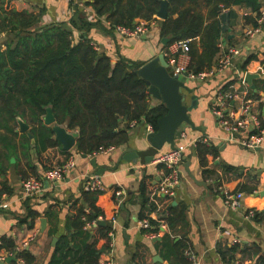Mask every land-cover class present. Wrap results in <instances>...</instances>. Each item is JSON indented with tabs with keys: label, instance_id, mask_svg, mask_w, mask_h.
Returning <instances> with one entry per match:
<instances>
[{
	"label": "trees",
	"instance_id": "obj_1",
	"mask_svg": "<svg viewBox=\"0 0 264 264\" xmlns=\"http://www.w3.org/2000/svg\"><path fill=\"white\" fill-rule=\"evenodd\" d=\"M79 2L91 8L95 15L92 21L78 7ZM70 5L74 8V17L67 23H55L47 20L44 8L37 12L18 10L12 0H0L1 178L12 166L10 158L19 159V151L25 159V168L17 169L21 180L41 178L45 171L63 165L70 158V152L62 151L54 139L51 127L44 125L47 108L52 110L57 125L78 133L74 152L82 157L125 146L133 122H144L153 132L157 131V121L167 110L162 104L149 109L148 87L134 74L145 62H134L120 55L113 58L99 51L88 37L90 29L99 23L96 18L108 22L110 30L117 26L131 29L137 20L155 23L162 51L177 41L189 40L188 69L199 74L214 65L220 53L218 44L228 31L227 21L235 16L233 8L252 11L254 16L243 18L245 24L252 27H257L260 9L259 0H171L167 18L157 20L161 0H71ZM163 38L169 39L165 46L161 44ZM230 85L223 89L227 90ZM261 119L264 127V119ZM18 120L29 126L32 139L20 134ZM122 124L124 128L120 127ZM32 150L35 161L30 154ZM195 153L203 167L207 165V156L215 159L218 155L215 146L206 144L197 145ZM13 166L17 168L18 164ZM250 178L253 180L246 179L238 192L251 194L256 191L259 178ZM149 181L145 177L139 185L143 205L148 203V194L155 189ZM0 185L4 193L10 192L4 181ZM120 197L121 189L117 187L108 192L83 191L71 203L69 217L72 237L80 238V242L70 246L66 238L61 239L49 264H99L100 251H108L110 247L109 233L114 232L111 221ZM159 201V208L150 205V210L158 211L162 216L160 220L171 230L186 224L184 205L172 206L167 197H159ZM251 210L255 213L254 220L259 222L260 214ZM36 216L29 211L26 219L33 221ZM26 219L22 222H27ZM148 220L150 228L144 233L155 234L159 221ZM92 221L98 226L91 233L85 231V226ZM101 221L104 225H99ZM161 244L165 250L163 257L174 264H188L185 251L190 246L187 240L165 236ZM16 249L12 240H0V250L12 253L24 264H36L28 251ZM245 249L235 245L226 252L245 254L248 251ZM249 251L257 258L255 264H264V254L259 248ZM145 256V250L137 247L132 264H146Z\"/></svg>",
	"mask_w": 264,
	"mask_h": 264
},
{
	"label": "crops",
	"instance_id": "obj_2",
	"mask_svg": "<svg viewBox=\"0 0 264 264\" xmlns=\"http://www.w3.org/2000/svg\"><path fill=\"white\" fill-rule=\"evenodd\" d=\"M70 2L71 0H12V5L18 10L33 12L44 8L48 21L67 23L74 17V8ZM259 3L260 8L264 9V0H259ZM78 7L83 11L87 9L85 14L89 21L94 19L95 15L90 7ZM233 11L235 16L227 21L228 31L222 40H225L226 45L239 47L241 56L228 71L202 84H191L196 89L198 104L190 113V118L199 130L184 127L185 142L200 136L206 137L210 141L209 145L216 147L218 155L215 159L207 156V165L203 167L195 149L188 148L185 152L181 166V186L176 196L171 199L172 206L186 207L184 226L171 230L166 222L160 220L162 216L158 211L150 210V205L159 208V198L153 195L155 189L148 194V203L143 205L139 193L141 180L147 177L150 186L156 188L159 176L153 161L160 152L169 148L164 146L161 151L152 148L145 137L153 130L144 122H135L129 126L128 143L123 147L93 157L77 155L74 149L69 151L74 160L73 167L56 186L44 182V191L39 195H24L17 169L25 168V159L21 157L20 151L18 160L11 157L9 163L12 166L8 168L4 178L0 177V182L4 181L10 191L6 199L8 208L0 209V240H12L18 250L28 251L36 264H49L57 244L63 238H66L70 246L78 244L80 238H73V231L69 228L71 203L80 197L87 179L97 175L99 171L103 192H108L112 187L121 189L118 209L112 219L114 222H111L114 231L111 248L100 253L99 264H132L131 258L137 247L145 250L146 264H174L163 257L165 250L161 239L165 236L175 240H187L190 246L188 250L196 256L197 264H232L238 258L246 264H255L257 258L249 250L257 247L264 254V140L261 147L255 150L229 142L211 114L216 93L220 90L226 91L223 87L231 84L230 87L239 94L231 102V109L238 114L244 97L253 103L254 110L264 119V22L255 38H245L243 32L249 25L245 24L243 18L254 14L248 9L238 7L233 8ZM96 20L99 23L90 29L88 37L99 51L113 58L120 55L134 62L146 63L162 52L155 23L144 36L122 38L109 29L103 18ZM74 35L77 38L76 32ZM250 57L252 59L247 62ZM158 104L160 103L150 98L151 108ZM123 124L121 128H124ZM180 132L181 130L177 131L178 136ZM178 136L176 145L181 144ZM128 148L137 154V159L131 162L122 158L123 152ZM30 154L35 161V152L32 150ZM11 159H14L13 163ZM91 159H95V168L90 163ZM14 164H18V167H14ZM213 174L216 176L213 177ZM250 177L259 178V185L255 192L244 193L243 209L234 211L226 208L219 195V188L237 191L246 179L253 180ZM251 209L260 214L259 222L244 218L243 211ZM29 211L37 215L33 221L26 219ZM142 218L159 221V228L151 239L147 237L148 232L144 233L140 228ZM25 219L27 222L23 223ZM85 231L91 233L93 229L87 228ZM237 239L244 245L242 248L248 251L245 254L226 252L235 247L234 241ZM222 252L225 254L222 255ZM11 258L15 260L4 264H24L14 255Z\"/></svg>",
	"mask_w": 264,
	"mask_h": 264
},
{
	"label": "built area",
	"instance_id": "obj_3",
	"mask_svg": "<svg viewBox=\"0 0 264 264\" xmlns=\"http://www.w3.org/2000/svg\"><path fill=\"white\" fill-rule=\"evenodd\" d=\"M80 7H83L81 2L78 3ZM87 13V9L84 10ZM157 19V18H156ZM257 27L249 26L244 29L243 35L245 38L253 39L261 31L262 24L264 22V9H259V16L256 19ZM110 27V24L106 22ZM153 26V23H147L143 20H137L134 26L129 29L121 26L115 27L113 30L119 34L122 38H132L140 37L146 35L148 29ZM189 40L177 41L170 45L164 54L168 65L169 72L172 76H184L186 80L202 84L210 78L216 75L222 74L233 67V62L237 60L242 52L239 47L226 45L225 40L219 42L218 47L220 53L212 66L211 69L205 70L199 74H193L189 71ZM262 75L264 76V69L262 70ZM238 93L232 87L229 86L228 90H220L216 93L215 100L211 106V114L214 116L219 128L226 134L227 140L232 143H238L248 149L255 150L261 147L264 140V127L262 126V119L260 114L257 113L253 108V103L242 97V103L240 104L239 113L231 109V102L238 98ZM262 111L264 113V105L262 106ZM133 122L131 125H134ZM242 135V136H239ZM178 136V135H177ZM179 139L181 144L175 145L174 149H168L164 152H160L159 155L154 159L153 163L157 166V174L159 176L158 184L154 191V196L167 197L173 199L178 189L181 186V166L184 161L185 152L188 148L195 149L199 144L209 145L210 141L208 138L200 136L194 138L189 142H185L186 135L185 132L179 133ZM115 150V148H109L102 150L99 153L93 154V156L105 152H110ZM92 156V157H93ZM74 165V160L72 157L68 159L66 163L61 166H56L42 174L41 178H27L21 180V186L24 191V195L33 196L39 195L44 191V182L50 183L56 186L58 183L62 182L66 172L72 168ZM104 186L102 184L101 178L98 175L90 176L84 187L86 192H102ZM219 195L222 198L223 204L226 208L240 211L243 209L242 201L244 198V193L238 191H230L224 188H219ZM7 194L2 191L0 185V209H7ZM244 218L246 220H254L255 213L253 210L243 211ZM98 220H101L100 218ZM111 222H114L112 220ZM98 226L96 221L88 223L84 229L91 228L94 229ZM140 228L147 230L150 228L149 220L144 219L140 223ZM113 233L110 232L109 236L112 240ZM155 234L148 233L147 237L151 239ZM234 245L240 248L244 247L240 240H235ZM111 248V244L109 250ZM17 251H20L16 249ZM108 250V251H109ZM8 253L0 250V264H4L5 261L12 257ZM185 256L188 259V264H197L196 256L190 251H185ZM232 264H246L242 259L238 258L232 261Z\"/></svg>",
	"mask_w": 264,
	"mask_h": 264
},
{
	"label": "water",
	"instance_id": "obj_4",
	"mask_svg": "<svg viewBox=\"0 0 264 264\" xmlns=\"http://www.w3.org/2000/svg\"><path fill=\"white\" fill-rule=\"evenodd\" d=\"M169 1L171 0H161V7L156 14L158 20H165L167 18ZM168 43L169 39H161L163 46ZM134 74L146 83L148 95L164 105L167 110V114L157 121V131L148 133L145 137L152 148L158 151H161L164 146L174 149L178 130L184 132V127L199 130L190 118V113L197 108L198 104V98L195 94L196 89L191 86L193 82L186 80L184 76H172L169 72L168 62L162 52L139 69L134 70ZM43 122L45 126L51 127L54 139L61 145L62 151L69 152L74 149L78 133L67 130L66 126L57 125L50 108L46 109ZM18 125V131L32 139L29 133V126L22 120H18ZM122 158L131 162L137 159V154L128 148L123 152ZM13 162L14 159H11V163ZM90 163L94 168L96 167L95 159H91ZM97 175H101V172L98 171ZM42 223L44 227L45 221L43 220ZM99 225H104V223L100 222ZM54 242H56V239H54ZM157 259L160 261V258L157 257ZM14 260L15 258L9 257L5 263Z\"/></svg>",
	"mask_w": 264,
	"mask_h": 264
},
{
	"label": "rangeland",
	"instance_id": "obj_5",
	"mask_svg": "<svg viewBox=\"0 0 264 264\" xmlns=\"http://www.w3.org/2000/svg\"><path fill=\"white\" fill-rule=\"evenodd\" d=\"M158 20V19H157ZM2 42V40H0V43Z\"/></svg>",
	"mask_w": 264,
	"mask_h": 264
}]
</instances>
